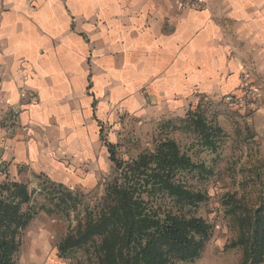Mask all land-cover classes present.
<instances>
[{"label": "crops", "instance_id": "1", "mask_svg": "<svg viewBox=\"0 0 264 264\" xmlns=\"http://www.w3.org/2000/svg\"><path fill=\"white\" fill-rule=\"evenodd\" d=\"M200 1L0 0V116L18 113L0 129L6 180L91 193L128 118L183 117L199 96L264 83V0Z\"/></svg>", "mask_w": 264, "mask_h": 264}, {"label": "trees", "instance_id": "2", "mask_svg": "<svg viewBox=\"0 0 264 264\" xmlns=\"http://www.w3.org/2000/svg\"><path fill=\"white\" fill-rule=\"evenodd\" d=\"M163 129L166 138L128 159L119 157L116 144L104 142L112 175L102 196L75 217L73 228L57 242V258L81 253L83 261L76 264H186L200 258L213 234L198 215L208 201L201 186L213 176L215 161L207 163L202 155H219L223 131L199 107L166 121ZM178 129L189 141L185 146L168 136ZM42 178V187L61 191L55 206L70 218L82 194ZM30 200L27 185L0 183V264H16L23 232L37 213ZM221 205L237 224L238 239L231 247L241 248V264H263L264 195L251 212L231 198L223 197Z\"/></svg>", "mask_w": 264, "mask_h": 264}, {"label": "rangeland", "instance_id": "3", "mask_svg": "<svg viewBox=\"0 0 264 264\" xmlns=\"http://www.w3.org/2000/svg\"><path fill=\"white\" fill-rule=\"evenodd\" d=\"M246 84V85H245ZM245 85V87H244ZM263 82H242L235 94L224 97L199 96L188 110L199 109L205 118L223 131V141L218 156L203 153L202 158L210 163L213 158V176L201 186L208 195L206 204L201 205L198 215L205 219L213 229L212 238L206 245L200 258L186 264H241L240 247L231 246L238 239L237 224L224 214L221 199L231 198L241 207L251 212L255 210L264 195V89ZM249 89L250 95L242 103V90ZM186 111V113H187ZM185 113V115H186ZM183 117H169L148 124H136L128 118L123 131L115 132L119 157L128 159L138 152L150 150L156 142L166 138L168 132L161 130L166 121ZM175 123V122H173ZM177 126V125H176ZM106 136V134H105ZM169 138L179 145L187 144L184 132L178 129L170 133ZM3 171H6L5 169ZM0 169V183L6 180V173ZM112 175L106 174L100 184L91 193L78 197L76 211L66 217L55 204L59 192L42 187L43 178L31 175L19 179L27 185L31 194L29 206L37 211L23 232L20 252L16 264H76L83 261L81 253L69 259L56 257L57 242L75 225L76 216L81 217L86 207L93 206L102 196L107 181ZM39 180V181H38ZM53 193L54 202L49 203V193ZM50 210H41V207ZM244 212L243 209H241ZM264 264V261H263Z\"/></svg>", "mask_w": 264, "mask_h": 264}, {"label": "built area", "instance_id": "4", "mask_svg": "<svg viewBox=\"0 0 264 264\" xmlns=\"http://www.w3.org/2000/svg\"><path fill=\"white\" fill-rule=\"evenodd\" d=\"M183 7L189 8V9H195V10H201L203 7V4L200 0H183ZM245 87V85H244ZM251 90L243 89L242 90V103L247 99L250 95H253ZM18 120V113L17 112H10L7 114H2L0 116V129L5 131L6 133H10L13 131L14 127L17 124ZM6 173L5 171H3Z\"/></svg>", "mask_w": 264, "mask_h": 264}]
</instances>
